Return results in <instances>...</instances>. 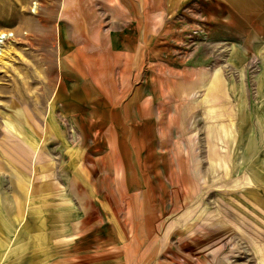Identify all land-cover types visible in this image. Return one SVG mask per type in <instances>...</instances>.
I'll return each instance as SVG.
<instances>
[{
	"label": "rangeland",
	"instance_id": "1",
	"mask_svg": "<svg viewBox=\"0 0 264 264\" xmlns=\"http://www.w3.org/2000/svg\"><path fill=\"white\" fill-rule=\"evenodd\" d=\"M212 1L193 9L191 18L178 14L168 26L138 19L119 27L117 20L131 13L114 11V0H38L36 6L0 0V33L13 35L0 43V264L56 263L60 252L50 246L58 243L59 224L70 222L56 218L63 195L71 193L61 171L67 160L88 169L82 153L90 148L103 153L109 146L118 158L120 149L138 148L139 178L151 186L139 187L136 201L121 188L102 189L110 201L105 216L73 220L74 243L107 238L98 228L134 225L144 234L152 223L155 244L169 229L176 246L181 224L191 230L185 247L216 241L229 264L243 243L232 228L236 219L264 231L258 213V207L264 213V170L251 171L258 157L264 169V156L245 150L243 157L241 138L242 110L250 114L251 136L258 120L264 125L255 116L264 109V59L257 45L248 51L241 43L209 41L213 10L222 15ZM180 24H186L184 37L168 44V31ZM133 35L146 43L119 42ZM151 36L157 37L152 43ZM28 146L38 151L36 163ZM111 157L98 164L102 173L113 167ZM259 196L261 206L242 203ZM85 231L96 235L87 241Z\"/></svg>",
	"mask_w": 264,
	"mask_h": 264
},
{
	"label": "crops",
	"instance_id": "2",
	"mask_svg": "<svg viewBox=\"0 0 264 264\" xmlns=\"http://www.w3.org/2000/svg\"><path fill=\"white\" fill-rule=\"evenodd\" d=\"M204 1L207 2V0ZM204 1L114 0L113 5L115 7L114 11L131 13L130 15H125L124 17L122 16L120 20H117L119 22V27H122L124 24H131V22L136 23L138 19L150 20L154 23V25L163 20V24L166 23L168 26L171 21L173 22V18L177 17L178 14H186L188 18H191L190 12L193 9L196 11V8L201 10V5H203ZM211 3H213V1ZM213 4H215V8L217 10L222 12V15L215 16V11L213 10L214 15L211 19L213 20V26L215 28L210 26L211 31H213L210 32L207 30L210 35H212V39L209 41L211 43H241L248 46V51L251 45H257L260 47L258 56L259 58L264 59V0H214ZM226 4H229V9H225V11L221 10L220 8H224ZM226 11H229V16L228 14L227 16L225 15L224 12ZM113 21L114 20H110L109 22ZM185 27L186 24H180L178 27L179 29L169 27L168 29L174 28V30H172V34L168 31L167 35H170L167 40L168 44L171 41L172 43H175L177 39L184 37ZM155 38L157 37L151 36L150 43H152ZM119 42L137 45L140 43H146V40L138 37L137 35H133L121 37ZM163 43L167 42L163 41ZM263 79L264 71L260 77L261 82ZM259 90L264 91V83L259 85ZM146 106L148 107V105ZM261 108H264V105L261 106ZM21 113H23L22 110ZM241 116L244 124L241 137L243 157H245V150L249 153V156L253 154L257 156H264V148H262V145L264 147V144H262L264 142V125H261V122L258 120L257 128L255 129V131L258 132L256 135L251 136V128L246 127L249 123L248 120L250 118V114L242 110ZM255 116L263 119L262 121H264V109L255 114ZM12 134L15 135V132ZM115 139L117 140L118 138H112V140ZM251 139H254L255 141ZM258 141L260 142L257 153H255V146ZM28 149L32 154L33 163H36L35 161L37 159L38 151L29 146ZM137 149H120V152L123 154L119 155L118 158L117 155L111 157L112 151L109 146L105 151H103V153H95L97 150L90 148V151L93 152L90 153L87 151L88 153H82V156H87L86 159L87 165L89 166L88 169L83 164L80 166L78 163L79 161H74L75 166L71 167L70 161L68 162L67 160L68 165L63 171H61V174H64L66 178H69L67 180H69L68 183L71 184V188L69 189L71 193L63 195L65 203H61L60 207L56 209V218L70 222H62L59 224L60 227L56 230V236L59 237L56 238L58 243H53L50 246L51 251L56 253L60 252V255L56 256L57 259H55V264H227L226 254H222V250L220 249L221 246L216 245V241L211 244H208V242L198 243L197 241L194 242V245H188L185 247L184 241L187 238L186 236L188 233L190 235L191 230L190 228L185 229L184 226L181 227V224L178 225L177 229L179 231H183L178 237L181 245H179L175 240V243L177 244L176 246L173 245L174 242L172 243L170 241V236L173 237V234L171 235L169 229H167L165 234L163 230L161 231V235L163 238L165 237V241L163 242L161 240V244H155L153 236L155 235L156 229L152 223L150 226L145 224L143 229L144 234L140 231V229H138V226L134 225H131L130 229L120 227L108 232L106 228H98L97 231L99 236H115L119 241V244L110 243L112 242V239L108 237L103 238V240H99L100 242L98 243H84L82 242L85 240L84 238H81V240H79L80 242L74 243L77 235L74 232L75 227L73 220L82 219L85 220L86 223H89L91 220L102 219V217L105 216L106 204L110 201L107 199V193L102 191V189L121 188L124 197L133 198L134 196V200L136 201L138 197V188L151 186L150 180H148L147 177L146 179L139 178L138 171L141 172V170H138L137 168L139 162L137 159L139 149ZM251 151H253V153H251ZM116 153L117 150L114 154ZM108 156L111 157V164H113V167L110 169L105 168L102 173L103 168L99 165H102ZM112 158H114V160ZM76 159H78L77 156L74 157V160ZM256 164L258 165V168H253L251 171L257 172L264 170L261 168V164H263L261 157H258ZM95 166H99L96 171L97 177L94 175ZM258 186H260V184ZM76 188H78L79 193ZM95 189L97 190L95 191ZM262 198V196H259L258 200L252 199V201H248L246 199L245 201H242V203H252L261 206L260 203L263 202ZM73 203L78 205V212L77 209L69 208V206H67ZM232 203L235 202L232 201ZM258 209V213L264 215L259 207ZM20 212L21 206L18 203V214ZM148 217L152 220L153 214H149ZM233 217L234 214L229 213V219L234 221ZM236 221L237 222L234 223L236 227H234L233 224L232 228L243 243L240 247V254H237V257H234L235 259L230 260L229 264H264V231L261 228L254 226L249 221H245L243 223L237 219ZM167 226L170 227L169 224ZM84 234L87 235V241H90V237H94L96 235L93 233H87L86 231ZM126 236L131 237L130 240H128V243H126ZM117 237H120L121 241ZM140 238L141 242H139ZM76 253L81 254V257L77 259L73 258Z\"/></svg>",
	"mask_w": 264,
	"mask_h": 264
},
{
	"label": "bare ground",
	"instance_id": "3",
	"mask_svg": "<svg viewBox=\"0 0 264 264\" xmlns=\"http://www.w3.org/2000/svg\"><path fill=\"white\" fill-rule=\"evenodd\" d=\"M34 2H36L35 0L34 1H32V5H34V6H36V4L34 3ZM12 34H4L3 32L2 33H0V43H2L3 41H8L10 38H12ZM6 53V52H5ZM2 55H5L4 54V50L2 51V50H0V59H1V57H2ZM16 114L18 115V118L19 119H21V120H25L24 119V117L20 114V112L18 111V112H16Z\"/></svg>",
	"mask_w": 264,
	"mask_h": 264
},
{
	"label": "built area",
	"instance_id": "4",
	"mask_svg": "<svg viewBox=\"0 0 264 264\" xmlns=\"http://www.w3.org/2000/svg\"><path fill=\"white\" fill-rule=\"evenodd\" d=\"M32 1H34V0H31V3H32ZM36 2H38V0H35Z\"/></svg>",
	"mask_w": 264,
	"mask_h": 264
}]
</instances>
